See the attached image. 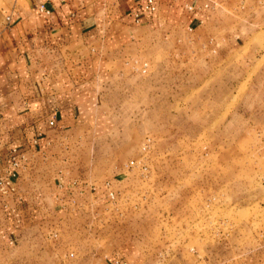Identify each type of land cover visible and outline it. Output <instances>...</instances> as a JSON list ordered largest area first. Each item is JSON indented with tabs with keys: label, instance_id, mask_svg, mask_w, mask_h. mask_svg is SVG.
<instances>
[{
	"label": "rangeland",
	"instance_id": "374dc122",
	"mask_svg": "<svg viewBox=\"0 0 264 264\" xmlns=\"http://www.w3.org/2000/svg\"><path fill=\"white\" fill-rule=\"evenodd\" d=\"M194 1L111 58L97 131L26 160L44 208L0 212V264H264V0Z\"/></svg>",
	"mask_w": 264,
	"mask_h": 264
},
{
	"label": "crops",
	"instance_id": "0c3cea01",
	"mask_svg": "<svg viewBox=\"0 0 264 264\" xmlns=\"http://www.w3.org/2000/svg\"><path fill=\"white\" fill-rule=\"evenodd\" d=\"M154 1L155 12L142 9L145 0H0V212L14 234L44 204L35 198L29 166L8 175L12 149L28 160L62 133L98 130L104 116L99 84L137 30L161 23ZM183 8L192 29L204 8L194 0ZM69 186L58 184L59 201Z\"/></svg>",
	"mask_w": 264,
	"mask_h": 264
},
{
	"label": "built area",
	"instance_id": "2783aa9c",
	"mask_svg": "<svg viewBox=\"0 0 264 264\" xmlns=\"http://www.w3.org/2000/svg\"><path fill=\"white\" fill-rule=\"evenodd\" d=\"M208 6L207 3H204L202 5L203 8H206ZM195 7L193 5H190L189 6V9L190 10H193ZM39 9L40 10H44V11H47L45 10L44 8V5H40L39 6ZM142 9L145 10V11H148V12H155L156 9H157V5L155 3L154 0H145V3L142 5ZM48 12V11H47ZM136 17H138V14L136 13L135 14ZM147 66V63L144 62L142 64V67H143V70H145V67ZM49 124L50 125H53L54 124V121L53 120H50L49 121ZM27 159L24 157L23 153L22 152H18L16 149H12V152L10 154V170L8 171V175L9 176H15L17 175V171L20 167H22L23 165H25V161ZM136 165L135 161L134 160H130L129 163L127 164V166H134ZM105 193H106V196H108L110 199H113L115 197V193L114 191L111 189V186L109 184V182H106L105 184ZM93 189H96V187H92ZM113 263L114 264H128L127 261L125 260H122V259H114L113 260Z\"/></svg>",
	"mask_w": 264,
	"mask_h": 264
}]
</instances>
